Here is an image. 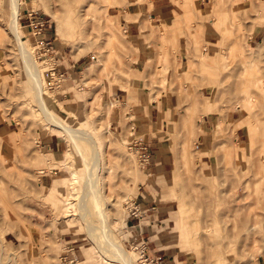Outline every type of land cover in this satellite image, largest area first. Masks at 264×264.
Returning <instances> with one entry per match:
<instances>
[{"label":"rangeland","instance_id":"1","mask_svg":"<svg viewBox=\"0 0 264 264\" xmlns=\"http://www.w3.org/2000/svg\"><path fill=\"white\" fill-rule=\"evenodd\" d=\"M216 1L224 3L220 7L229 17L223 26L213 25L218 58L201 57L216 54L204 42L186 43L197 64L177 73V62L187 57L162 40L171 29L161 34L157 23L147 20L160 44L154 69L141 70L137 84L130 80L138 46L128 42L123 30L130 18L119 10L130 6L129 0H22L18 35L42 71L45 102L64 125L99 137L104 209L125 222V228H115L108 217L135 264H141V237L152 253L167 248L183 264H264V45L257 48L264 38V20L257 23L264 0H236L235 7L233 0ZM7 2L0 0V264H65L71 258V264H120L104 261L79 221L74 189L83 183V161L68 134L34 108ZM26 11L36 17L32 21L43 22L40 37L52 42L50 54L38 57ZM170 49L174 70L169 67L166 88L169 69L161 57ZM138 88L148 89L149 98L171 97L159 133L141 136L130 129L138 101L123 106L124 94ZM205 122L210 128H203ZM2 126L12 131L11 143H3ZM204 132L207 143L200 141ZM41 136L63 146L44 152ZM160 152L169 164L156 169ZM149 191L153 196L146 199ZM148 199L157 201L160 221L128 218L129 203L143 208ZM174 228L188 230V242Z\"/></svg>","mask_w":264,"mask_h":264},{"label":"crops","instance_id":"2","mask_svg":"<svg viewBox=\"0 0 264 264\" xmlns=\"http://www.w3.org/2000/svg\"><path fill=\"white\" fill-rule=\"evenodd\" d=\"M123 1V0H120ZM131 4L130 6H121L119 7V10H123V16H126V13H128V21L126 25L124 26L123 32L125 33V36L129 38L130 43H136L138 46L137 54L135 55L136 60L132 63L133 70L135 72L133 73V77L131 78V83L134 81L137 84H141L139 82H142L141 77H143V74L140 72L143 69H154V65L156 62V56L158 53V49H156L157 44V34H155L154 30H151L148 23L145 22L147 20H151L157 23L156 26L160 27L161 34L162 32H166L167 29H171L172 34L169 37H165L164 35L161 36L162 40H166L171 42L173 46L175 47V50L179 49L181 52L185 55H182V59L187 57V60H182L181 62H177V73L186 71L188 68L193 67L196 62H194L192 59H190V53L192 51L186 46V43H200L204 42L207 46L213 48L216 50L215 55H210L203 53L201 54L202 58H208V61L215 60L218 58L219 52L217 51V43H213V40L218 39V35H211L215 33V27L223 26L225 21L229 18L224 10L220 6H222L224 3H215L214 0H148L150 2L149 6H145V4L138 3L139 0H129ZM178 1V2H177ZM224 1V0H223ZM181 5H179V4ZM240 2H238L239 4ZM233 6H236V0H233ZM182 6V7H180ZM149 8V11L146 9ZM148 11V12H147ZM147 12V13H146ZM257 23L261 24L264 20V16L260 14L258 17ZM192 22H196L198 25V28H190L189 31L186 30L187 25H189ZM213 25L215 27H213ZM215 28V29H214ZM31 31V30H30ZM260 29L257 30L251 38H256V36L259 34ZM211 35V36H210ZM210 36V37H209ZM214 36V38H213ZM185 39V41H183ZM212 41V42H210ZM239 39H236V43L239 42ZM185 44V46H183ZM264 45V38L262 42H259L257 44L258 46ZM210 59V60H209ZM225 56H222L221 60H224ZM207 62V61H206ZM161 63L163 67H166L169 69L172 68V72L174 70L173 64L174 60L172 59V49L165 51V54L161 57ZM171 69L168 70L166 74L167 76V83L169 78V73ZM133 82V83H134ZM130 83V84H131ZM127 100H125V103L123 106L128 107L130 101H138V107L133 110L132 118L129 119L131 122H134L135 124L132 125L130 128L133 130L134 134L140 133L141 136L144 135H150L154 133V130H157L156 133L160 132L161 129L164 127V122L166 117L168 116V109H169V102L171 101V97H165L164 94L161 93V96L155 97V94L152 95V98H149L151 94L148 92V89L143 88L137 90L136 93L127 92L124 94ZM46 100V97H45ZM160 102H162V105H159ZM164 102V103H163ZM74 113V112H73ZM75 114V113H74ZM207 115H204L203 117H206ZM75 117V116H73ZM204 129L210 128L207 123L205 122L204 125H202ZM2 138L8 143H11L10 135H8L10 132H12L10 129H7L6 127L2 126ZM201 135L204 137L200 139V141H203L204 143L209 142V132H204ZM43 136H41L40 144H42V150H49L56 147H62L60 143H52V140L49 141H43ZM150 138V137H149ZM158 138V136L156 137ZM151 139V138H150ZM204 139V140H203ZM51 145H53V148H51ZM55 146V147H54ZM147 146H151V143L148 142ZM59 149V148H58ZM156 169L160 167L161 169L166 168L167 164H169L168 157L164 155L163 153H158L156 155ZM151 164V163H149ZM146 192L144 197L147 199L152 195V192L150 193ZM157 201L150 202L149 199L147 203L144 204V207L141 208V215L138 218H131L132 221H136L137 223H143L145 221L141 220L148 218L149 221H160L159 215L157 213V210L159 209L156 206ZM150 205V206H147ZM145 226V225H144ZM160 228V227H159ZM156 229L154 232H152L151 237L152 239L157 237L159 235ZM146 227L143 229L145 230ZM178 232L173 229V233L176 235H179L183 238L184 242H188L190 239L187 232H184L181 229H178ZM142 240V244L145 245L146 248V254H148L150 257L156 259L158 261V264H183L184 260H180L178 255L176 253H173L171 251H167V248H158L156 253H152L149 249V241H146L143 237L140 238ZM5 241H10V239H7L5 236ZM153 243L154 240H151ZM158 242V240H157ZM157 246V245H155ZM148 249V250H147ZM180 254H183V252L178 251Z\"/></svg>","mask_w":264,"mask_h":264},{"label":"bare ground","instance_id":"3","mask_svg":"<svg viewBox=\"0 0 264 264\" xmlns=\"http://www.w3.org/2000/svg\"><path fill=\"white\" fill-rule=\"evenodd\" d=\"M7 3L9 9V29L16 41V48L24 67L23 70L30 88L29 94L33 99L34 108L48 123L59 127L61 130L63 129L68 134V138L83 161V183L80 185L79 190L74 189L76 195V213L79 216V221L84 225L86 234L92 240L96 249L102 254L105 262L117 261L120 264H135L134 258L124 250L115 231L111 228L113 225L115 228H119L120 226L123 229L125 228V222L122 219L117 221L110 211L106 212L104 209L107 203L102 196L100 187V139L98 136L97 138L93 136L90 130L64 125L48 108L44 98L45 89L43 87L44 78L42 71L36 62L37 60L35 61L32 49L18 35L19 14L23 2L22 0H8ZM113 105L114 103L109 104L108 108L113 107ZM133 149L136 150L138 155L137 149ZM71 177L72 183L78 182V176L75 172L71 173ZM133 205L134 202L129 203L126 209L129 210ZM182 207L183 205L179 203L178 209L181 212H183ZM109 215H111L112 225L108 223ZM129 215L130 212L128 218ZM133 248L136 250L138 247L133 245ZM65 251L69 253L71 251L70 247H66ZM138 253L140 254V260L143 261L141 250ZM143 264L149 263L144 262Z\"/></svg>","mask_w":264,"mask_h":264},{"label":"built area","instance_id":"4","mask_svg":"<svg viewBox=\"0 0 264 264\" xmlns=\"http://www.w3.org/2000/svg\"><path fill=\"white\" fill-rule=\"evenodd\" d=\"M27 12V15H28V19L30 20L29 21V28L31 30V35L33 36V38H38L36 39V50L37 51H40V54L38 57H41L42 55H47V54H50L51 53V49H52V42H50V40H44L43 38L40 37L41 35V31H42V27H43V22L42 21H32L34 18H36L35 16L31 18L32 16V12ZM30 16V17H29ZM32 21V22H31ZM51 76L55 74V72H51L50 73ZM60 77V76H59ZM136 143V142H134ZM142 161H145L144 159ZM146 163L143 162L142 163V166H144ZM129 212H130V215L129 217L131 218H138L140 215H141V210L140 208L134 203L133 206H131L129 208ZM140 247V250L142 252V256H143V261H141V264H143L144 262H147L149 264H158V261L150 256H147L146 255V248H145V245H139ZM66 258V256H65ZM73 262V258L69 259L67 261V263L65 264H71Z\"/></svg>","mask_w":264,"mask_h":264}]
</instances>
